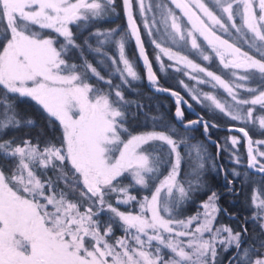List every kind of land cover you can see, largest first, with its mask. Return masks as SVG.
<instances>
[{
	"label": "snow or ice",
	"instance_id": "obj_1",
	"mask_svg": "<svg viewBox=\"0 0 264 264\" xmlns=\"http://www.w3.org/2000/svg\"><path fill=\"white\" fill-rule=\"evenodd\" d=\"M210 2L220 15L204 0H0V158L7 162L0 165V264H225L224 253L226 264H264V139L254 140L246 130L258 125L264 136V0ZM121 13L125 26L96 27L114 23ZM144 37L161 73L166 57L173 62L168 68L195 82L190 88L179 81L193 101L244 124L237 130L245 140L246 164L237 154L240 138L226 137L223 144L212 139L209 128L217 125L202 115L185 122L181 101L192 105L159 86ZM129 44L149 87L176 98L174 116L183 132L125 99L123 88L142 82L126 55ZM107 46L117 55L110 56ZM85 51L98 57L107 78ZM73 53L80 63L73 62ZM191 54L209 64L215 60L229 78ZM93 78L96 84L89 82ZM218 89L230 101L218 98ZM238 89L249 95L241 97ZM21 98L40 106L59 128L58 139L4 138L36 126L20 115ZM141 114L152 121V130L134 133L130 119ZM196 127L215 146V156L203 142H190ZM221 151L233 167L219 162ZM238 169L259 175V185ZM210 171L222 175L236 195L237 185L252 184L251 211L239 230L217 221L221 211L231 214L208 185ZM201 193L206 199L186 215ZM249 223L258 234L249 236Z\"/></svg>",
	"mask_w": 264,
	"mask_h": 264
},
{
	"label": "trees",
	"instance_id": "obj_2",
	"mask_svg": "<svg viewBox=\"0 0 264 264\" xmlns=\"http://www.w3.org/2000/svg\"><path fill=\"white\" fill-rule=\"evenodd\" d=\"M117 3L119 4V0H117ZM117 11L120 12L121 9L118 7ZM117 18L122 23V25L125 24L124 16L122 13ZM102 25H104V23ZM146 45H147L149 54L153 60L151 48L148 45V43H146ZM129 49H130L132 55L136 56L133 44H129ZM253 54H255V53H253ZM74 59H75L76 63H80L79 58H74ZM75 61L73 60V62H75ZM153 63H154V60H153ZM154 65H155V63H154ZM141 73H143L142 69H141ZM159 76H160V81H159L160 84L177 89V86L175 84L167 81L161 75H159ZM91 80H93L92 82H95V84L97 83L94 79H91ZM99 86L105 87L104 85L101 86V84H99ZM125 99L132 102L133 104H143L144 105V112H146L150 115L162 116L165 123L175 125V127L180 132L184 131L182 128H180V125L178 123H176V121L174 119L173 111L175 108V104L173 103L172 99L166 94H158V93L151 91L147 87V85L145 84L144 81L138 85L137 92L133 93L132 91H125ZM16 107H17L21 116L31 117L36 122V126L35 127H21L20 129H17L15 131H10L8 133V135L4 138L7 139V138H13L14 137L16 139H32L33 142H36V140H38V139L39 140H43L44 138H48V139L56 138V139H58L60 137L61 132H60L59 128L57 127V125L52 124L49 121L46 114L42 111L40 106H38L34 101H31L29 98H21L20 100L17 101ZM198 109L201 111L203 116L208 121H212L217 125L216 128H209V132H210L211 136L215 137L218 141L221 142V144L224 143V138L228 137L229 133L236 132L240 136H242L237 131H228L227 130L232 125L239 126V125H236V123L230 122V121H225V122L224 121H218L215 116H213L212 114H208L204 109L199 108V107H198ZM131 110L136 111V109H131ZM139 118L145 119L143 114L139 115L138 119ZM148 121L150 122L149 124H147V125L143 124L140 127H138V126L134 127V126L130 125V122H129L130 131L135 133V132H140L141 130H144V129H147L149 131L152 130V121H150V120H148ZM156 130H161V129L157 128ZM190 136L194 137V139L192 141H190L191 143H195L196 141L203 142L207 146L210 153L213 156H215L216 148H215V146L207 143V141L205 140V137L202 134V128L201 127H196L195 130L190 133ZM254 136H260V137L264 138V136H261L260 134L254 135ZM244 146H245L244 141L242 140V142H241V149H242V153H243L242 158H243V161L246 162L247 158H246V151H245ZM220 158H221V161H222L225 169H228V168L234 166V165H231L228 163V160H226V158H225V152L224 151H221ZM5 163H7V162L4 161L2 158H0V165H3ZM238 170L248 171L249 175L251 176V179L253 181L255 180L256 177H260L259 175H255L250 170H247V169H238ZM49 175H51V173H49ZM229 178L231 179V177H229ZM207 180H208L209 187L212 188L213 190H215L220 195V200L218 203H219L221 209L222 208L227 209V212L229 214H231V216L225 215V213L223 211H221L219 216H220L222 222L230 224L233 227V229H235V230H239L240 226L245 223L244 218L246 216H248L250 214V211H251L249 206H248V204H249L248 198L252 192V184L246 182L245 186L243 188H240L239 185H237L239 194L236 195L233 192L228 191V189L225 186V180L223 179V176L220 175L219 173H215V172L210 171L208 173ZM61 187L62 188L65 187L63 182H61ZM133 193H136L139 196V193L137 191L133 190L132 194ZM69 195H70V198H72L73 194L70 193ZM205 199H206L205 194L201 193L200 195H197L195 197V200L193 201V203L190 204V206H189L190 208L186 213H188V214L193 213L196 210L197 204L200 201H203ZM120 208L122 211L125 210V206H120ZM232 216H234L235 218H232ZM247 227H248L249 236H253L255 234H258L259 230L255 228V225L249 223L247 225ZM115 235L117 237L122 236L123 232L121 231V229L116 228L115 229ZM228 255L226 257V262H227Z\"/></svg>",
	"mask_w": 264,
	"mask_h": 264
},
{
	"label": "rangeland",
	"instance_id": "obj_3",
	"mask_svg": "<svg viewBox=\"0 0 264 264\" xmlns=\"http://www.w3.org/2000/svg\"><path fill=\"white\" fill-rule=\"evenodd\" d=\"M204 2L205 3H207L208 5H209V7H211V8H213V11H216V14L217 15H220V12L213 6V4L210 2V0H204ZM134 12H135V2H134ZM177 14L179 15V11L177 10ZM113 20H114V23H104V25H102V24H100V25H97L96 27H99L101 30H103V29H107V28H113V27H116V26H121V27H123V26H125V24L124 25H122V23L119 21V19L117 18V17H113ZM138 21H139V19H138ZM239 19H237V23L239 24ZM142 29V32H143V35H144V30H143V28H141ZM73 31L75 32L76 30H75V28L73 29ZM219 34V33H218ZM87 37V33L85 32L82 36H80V38L78 39V43H82L83 42V39L84 38H86ZM145 38V41H146V43H148L147 42V38L146 37H144ZM225 38H227V37H225ZM92 45H93V47H95L96 45H95V40L94 39H91L90 41H89ZM149 45V44H148ZM150 46V45H149ZM150 48H151V52H152V57H153V49H152V47L150 46ZM105 51H107L108 52V54L110 55V56H116L117 55V53H116V51H115V49L113 48V47H111V46H107L105 49H104ZM174 50H176L175 48H174ZM244 50L245 51H248L249 49H248V47H247V45H245L244 46ZM254 52H250V54H253ZM184 54H188V53H184ZM85 55L87 56V58H88V60L93 64V66H95L96 68H97V70L98 71H100L101 72V75H104L106 78L108 77V72H106L105 71V69H104V67H102L100 64H98L97 63V59H98V57H95L94 55H92V54H90V53H88L87 51H85ZM126 55L128 56V58L130 59V61H132L133 62V64H134V67H135V70L138 72V74L141 76V78H142V82L144 81V77H143V73H141V68H140V65H139V62H138V59H137V56H133L132 55V53H131V51H130V49H129V45H127L126 46ZM136 55V54H135ZM74 58H79V56L76 54V53H73V60L75 61V59ZM189 58L190 59H193L196 63H200L202 66H204V67H208L209 68V70H211V71H214V72H216V74H218V75H221L222 76V78H225V79H228L229 77H228V75L226 74V72H224L222 69H221V67L220 66H218V63L214 60L211 64H209L208 62H204V61H202V59H200V58H198L195 54H191V55H189ZM164 59V63H165V67H166V72H164V73H161L157 68V72H158V74L159 75H161L162 77H164L167 81H169V82H171V83H173V84H175L176 86H177V89L178 90H180L182 93H184L196 106H198L199 108H202V109H204L208 114H212L213 116H215L216 117V119L218 120V121H230V122H234V123H236V125H239V126H241V127H244V124L243 123H240V122H236V121H232V120H230V119H228L227 117H225L223 114H221V113H219V111L217 110V111H215V112H210L209 110H207V109H205V108H203L200 104H198V103H196L195 101H193L190 97H189V95H188V93L186 92V90L181 86V84H180V82L179 81H181V80H183L184 81V83L185 84H188L189 85V87L191 88V87H193L194 85H195V82L194 81H191L187 76H185L184 74H183V72L182 71H176V70H174V69H171V68H168L167 66L170 64V63H173V62H170V61H168L167 60V58L165 57V58H163ZM154 60V59H153ZM76 62V61H75ZM108 62L107 61H105V64H107ZM154 63H155V61H154ZM155 66L157 67V65H156V63H155ZM182 67V66H181ZM94 79V78H93ZM95 80V79H94ZM93 80H90L89 82L90 83H93V84H95V82H92ZM96 81V80H95ZM97 82V81H96ZM119 81L117 80V79H114L113 80V83H118ZM141 82H132L131 83V88H132V90H129L128 88H123V92H124V97H125V91H132L133 93L134 92H137V88H138V85L140 84ZM101 86H103V84L101 83ZM105 86V85H104ZM248 86L249 87H255L256 86V84H255V82H249V84H248ZM200 89H202L203 91H209L210 90V87L208 86V85H199L198 86ZM238 91V93H239V95L241 96V97H247L249 94L244 90V89H238L237 90ZM214 94H216L217 96H218V98H220V99H222V100H229L230 101V98L229 97H227V95H226V93H224L223 92V90H221V89H218V90H216V92L214 93ZM245 107H247V106H245ZM257 114H260V112H259V107L257 106V108H256V111H254V113H253V116L255 117ZM150 122L148 121V120H146V119H143V118H137L136 120H130V125H132V126H134V127H136V126H138V127H140V126H142L143 124H149ZM254 127H255V130H254ZM246 130L249 132V134H250V136H252V138L255 140V139H264L263 137H260V136H254V135H259V128H258V125L257 126H254V125H248L247 127H246ZM143 131H149V130H147V129H144V130H141L140 132H143ZM232 131H235V130H232ZM237 132H239V131H237ZM240 133V132H239ZM242 136H240L238 133H236V132H232V133H229L228 134V138H230V137H232V136H236V137H238V138H240V144L239 145H237L236 146V148L238 149V155H240L241 156V163L242 164H246L247 163V159H246V162H244L243 161V158H242V156H243V153H242V149H241V142H242V140L244 141V145H245V140H244V138H243V134L242 133H240ZM225 142V141H224ZM245 147V146H244ZM229 150H231V145H230V140H229ZM261 150H264V147H262L261 148ZM245 151H246V147H245ZM210 152V151H209ZM225 158H226V160H228V153H226L225 152ZM195 162H196V157H195V155H193V164H195ZM184 171H185V169L183 168V166H182V176H183V173H184ZM260 179H261V177H256L255 178V180H254V182L257 184V186L259 185V182H260ZM133 195H137L138 196V194H136V193H133ZM138 198H139V196H138ZM198 205V204H197ZM190 205H188V207H187V211L189 210V207ZM136 211H138V209H136ZM194 213V212H193ZM193 213H185L186 215H191V214H193ZM217 221H218V223H222V224H224V225H226V226H230V227H232L230 224H228V223H223L222 222V220H221V218H220V216L218 215V217H217ZM233 228V227H232ZM235 230V229H234ZM229 253H224L223 254V259L225 260V263H226V257H227V255H228Z\"/></svg>",
	"mask_w": 264,
	"mask_h": 264
},
{
	"label": "water",
	"instance_id": "obj_4",
	"mask_svg": "<svg viewBox=\"0 0 264 264\" xmlns=\"http://www.w3.org/2000/svg\"><path fill=\"white\" fill-rule=\"evenodd\" d=\"M135 13V12H134ZM124 20H125V18H124ZM137 22L139 23V21L137 20ZM141 34H142V37L144 36L143 35V32H142V29H141ZM145 39V38H144ZM133 46H134V44H133ZM145 47H146V49L148 50V48H147V45H146V42H145ZM134 50H135V53H136V48H135V46H134ZM148 53H149V51H148ZM137 56V55H136ZM137 59H138V57H137ZM149 59L150 60H152V58H151V56H150V54H149ZM153 61V60H152ZM138 62H139V65H140V67H141V69L143 70V76H145V69H144V67L142 66V64H141V62H140V60L138 59ZM153 70H154V72H156V75H157V77H158V80L160 81V76H159V74H158V72H157V70H156V67H155V65H154V63H153ZM144 82H145V84L147 85V87L151 90V91H153L150 87H149V85H148V83H147V81L144 79ZM159 86L160 87H163V88H166V89H170L171 91H175V92H178L179 94H180V96L181 97H183V100H187L188 101V103L189 104H191L192 105V108L191 109H189L188 107H186L185 105H184V103H183V101H181V104H180V107H181V109L183 110V112H184V119H185V110H187L188 112H190L191 114H192V116H193V118H191V119H186L185 120V122H187V121H190V120H195V119H197V117H198V115H202L203 116V114L201 113V111L198 109V107L184 94V93H182L180 90H178V89H176V88H173V87H169V86H164V85H161V84H159ZM153 92H155V93H158V94H166V95H168L171 99H172V101H173V103L175 104V108H174V111H173V116H174V113H175V110H176V107H177V104H176V98L175 97H173V96H171L169 93H167V92H157V91H153ZM203 118L205 119V120H207L204 116H203ZM174 119H175V116H174ZM175 121H176V119H175ZM208 121V120H207ZM233 130H235V131H238L237 129L239 128V127H241V126H235V125H232V126H230ZM202 134H203V128H202ZM250 135V134H249ZM203 136H204V134H203ZM212 139H214V140H217L215 137H213L212 136ZM219 162L220 163H222V161H221V158H220V156H219ZM223 164V163H222ZM225 168V167H224ZM223 179H224V177H223ZM230 179V178H229ZM223 209V208H222Z\"/></svg>",
	"mask_w": 264,
	"mask_h": 264
},
{
	"label": "flooded vegetation",
	"instance_id": "obj_5",
	"mask_svg": "<svg viewBox=\"0 0 264 264\" xmlns=\"http://www.w3.org/2000/svg\"><path fill=\"white\" fill-rule=\"evenodd\" d=\"M160 84V83H159ZM162 85V84H161ZM191 118H193V116H192V114L190 113V112H188L187 110H185V119L184 120H186V119H191Z\"/></svg>",
	"mask_w": 264,
	"mask_h": 264
}]
</instances>
